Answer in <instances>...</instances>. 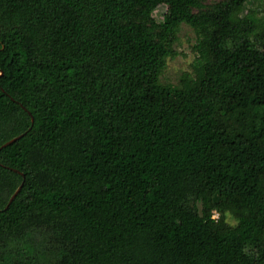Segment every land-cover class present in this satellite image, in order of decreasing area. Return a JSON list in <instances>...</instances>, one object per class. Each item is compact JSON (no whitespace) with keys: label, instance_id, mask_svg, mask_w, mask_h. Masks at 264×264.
<instances>
[{"label":"trees","instance_id":"obj_1","mask_svg":"<svg viewBox=\"0 0 264 264\" xmlns=\"http://www.w3.org/2000/svg\"><path fill=\"white\" fill-rule=\"evenodd\" d=\"M165 2L179 22L154 24ZM243 11L0 0V239L50 228L61 264H264V21ZM184 23L193 71L163 86Z\"/></svg>","mask_w":264,"mask_h":264},{"label":"rangeland","instance_id":"obj_2","mask_svg":"<svg viewBox=\"0 0 264 264\" xmlns=\"http://www.w3.org/2000/svg\"><path fill=\"white\" fill-rule=\"evenodd\" d=\"M220 1L222 0H205V3L210 5ZM241 2L244 4L243 16L250 15L252 18L264 21V0H241ZM182 11V8L165 2L153 13V23H162L165 18H172L177 23ZM231 11L227 9L226 14L229 15ZM196 42L197 36L194 30L189 25L182 24L178 41L174 46L178 55L166 60L160 75L161 85L178 88L183 75L192 73V65L196 59L193 47ZM184 208L191 212H200L202 206L192 195L184 203ZM214 218L218 219L219 214L215 212ZM226 220L231 225L240 222V218L235 213H229ZM68 249L69 244L61 235L47 227H35L20 236L0 239V264H61Z\"/></svg>","mask_w":264,"mask_h":264},{"label":"water","instance_id":"obj_3","mask_svg":"<svg viewBox=\"0 0 264 264\" xmlns=\"http://www.w3.org/2000/svg\"><path fill=\"white\" fill-rule=\"evenodd\" d=\"M24 109H25V107H24ZM25 110H26V109H25ZM28 113H29V115L32 117L31 113H30V112H28ZM32 124H34V118H33V117H32ZM23 136H24V134H23V135H20V136H18V137H16V138H14V139H12V140H10L9 142L5 143V144L1 147V149L5 148V147H7V146H9V145H12L13 143H15L16 141H18L19 139H21ZM22 187H23V184L18 188V190H17V191L14 193V195L11 197V199H10V201H9V204H8L7 208H8V207L11 205V203L16 199V197H17L18 194L20 193ZM7 208H6V209H7Z\"/></svg>","mask_w":264,"mask_h":264}]
</instances>
